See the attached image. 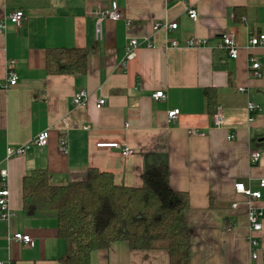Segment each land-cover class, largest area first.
Instances as JSON below:
<instances>
[{
	"label": "crops",
	"instance_id": "0c3cea01",
	"mask_svg": "<svg viewBox=\"0 0 264 264\" xmlns=\"http://www.w3.org/2000/svg\"><path fill=\"white\" fill-rule=\"evenodd\" d=\"M112 3L122 20L105 21L98 41L93 14ZM16 10L24 13L22 26L9 25L0 34V170L7 174L5 180L0 176V189H8L13 213L9 222H0V262L61 264L66 253L56 214L23 208L22 183L32 171L46 170L50 183L60 186L83 181L93 169L111 174L117 186L140 188L143 171L165 163L170 188L189 198L190 264H264V219L256 234L260 252L252 260L246 207L250 201L252 208L264 209V189L258 186L264 180V46H249L251 37L264 34V0H0V18ZM188 10L196 12L195 21ZM166 22L176 23L177 30L153 32ZM224 33L235 36V60L220 48ZM191 37L207 46L186 47ZM128 38H148L152 47L141 44L123 70ZM172 41L179 47L171 48ZM53 49L88 50L85 74H48L46 55ZM253 58L260 78L249 73ZM8 62L15 63L18 80L5 90ZM80 91L87 92L86 106L73 108L72 97ZM156 92L165 99L153 101ZM99 98L106 104L97 110ZM249 103L260 112L248 113ZM172 110L179 115L168 123ZM214 110L222 118L218 129ZM65 116L78 130L60 131ZM45 130L50 134L45 148L6 159L7 148L26 145ZM61 138L67 142L65 155L59 152ZM113 142L133 154L95 147ZM252 151L260 154L256 165L250 164ZM239 183L262 198L237 194ZM14 233L29 235L34 247L8 243ZM90 264H169V256L116 242L93 252Z\"/></svg>",
	"mask_w": 264,
	"mask_h": 264
},
{
	"label": "trees",
	"instance_id": "16d2710c",
	"mask_svg": "<svg viewBox=\"0 0 264 264\" xmlns=\"http://www.w3.org/2000/svg\"><path fill=\"white\" fill-rule=\"evenodd\" d=\"M88 56L86 49L50 50L46 71L83 75ZM49 177L46 170L25 176L22 204L27 212L56 214L58 237L66 249L61 264H90L93 252L116 242H125L134 251L164 250L169 264H190L191 232L185 221L189 198L170 188L165 163L147 167L140 188L117 186L111 174L93 169L83 181L60 186L50 183Z\"/></svg>",
	"mask_w": 264,
	"mask_h": 264
},
{
	"label": "built area",
	"instance_id": "2783aa9c",
	"mask_svg": "<svg viewBox=\"0 0 264 264\" xmlns=\"http://www.w3.org/2000/svg\"><path fill=\"white\" fill-rule=\"evenodd\" d=\"M188 17L190 20L195 21L197 18L196 12L194 10H188ZM95 19V39L100 41L102 39L103 34V23L105 21H111V22H118L122 20V14L120 12V9L115 3H112L109 8H98V10L93 14ZM25 19L24 13L20 10H16L11 12L9 15L5 16L4 18H0V34H3L7 27L9 25H12L16 28H20L22 26V23ZM126 26H130V21H125ZM178 25L174 22L172 23H164V24H156L153 27V32L157 31H164V32H172L177 30ZM141 44H146L147 48H151V43L149 42L148 38L143 39H136V38H128L126 46H125V54L124 58L120 62L119 66L123 70L126 68L128 63L132 61L136 56L137 49L141 46ZM185 46L188 48H200L207 46V41L191 37L184 42ZM171 48H177L179 47V43L176 41H172L169 43ZM249 46L250 47H257V46H264V34L254 35L249 40ZM169 47V48H170ZM220 48H223L229 58L236 59L238 57V46L236 44V39L234 34L232 33H224L221 35V45ZM249 72L254 78H260L262 76L261 68L259 63L253 58L249 60ZM6 83L2 87L3 89H8L11 87L16 86L17 84V75L15 72V63L14 62H8L6 66ZM238 92H244L243 89H238ZM153 101H160L165 99V95L163 92H156L152 95ZM88 100L87 92L80 91L77 94H75L72 97L71 104L73 108L77 107H83L86 106ZM106 104L105 98H99L95 102V108L97 110L104 107ZM247 110L250 114H253L255 112H258L260 110L259 106H256L254 104L249 103L247 106ZM260 112V111H259ZM179 115V110H172L168 112L167 114V120L168 123L174 122ZM253 117L249 118V121H252ZM61 132H69L73 130H78L77 127L72 126L69 116H65L60 120ZM212 124L213 126L218 129L222 127V118L221 115L217 112L212 116ZM84 129V128H82ZM194 134V133H193ZM50 138L49 130H45L44 132L40 133L38 136H36L33 140H31L28 144L17 147V148H7L6 149V159L12 158V157H21L25 155V153L32 147L35 148H45L48 145ZM233 136H229L228 139H232ZM96 148L100 149H112L117 150L121 153L123 157H128L133 154L132 150L129 149L126 146H122L119 143L113 142V143H100L96 144ZM67 142L64 138L60 139L59 143V152L62 155L67 154ZM250 164L256 165L260 159V154L258 151H252L250 152ZM0 176L3 180H5L7 174L5 170H0ZM260 189H264V180H261L258 184ZM235 191L237 194L244 196L248 200H260L262 198V195L260 191H251L245 187L243 183H239L235 185ZM8 197L9 192L6 187H2L0 189V222H9V220L13 217V213L9 208L8 205ZM233 209L238 208V204H233L231 206ZM247 207V221H248V227H247V233H248V243L251 248V258L252 260H256L258 258V254L260 252V245L258 242V239L256 238V234H258L262 229V220L264 219V209L258 210L255 208H252L250 205V201L246 203ZM8 243L14 242L19 243L22 245L27 246L28 248L34 247V242L30 238L29 235L21 234V233H14L7 237ZM261 257L264 260V250L261 252ZM0 264H5L0 262ZM11 264V263H6Z\"/></svg>",
	"mask_w": 264,
	"mask_h": 264
},
{
	"label": "rangeland",
	"instance_id": "374dc122",
	"mask_svg": "<svg viewBox=\"0 0 264 264\" xmlns=\"http://www.w3.org/2000/svg\"><path fill=\"white\" fill-rule=\"evenodd\" d=\"M259 65H260V64H259ZM249 73H250V72H249ZM261 73H262V71H261ZM261 77H262V76H261ZM238 89H239V88H238ZM240 89H243V90L245 91V88H240ZM259 111H260V110H259ZM259 111H258V112H259ZM248 113H249V112H248Z\"/></svg>",
	"mask_w": 264,
	"mask_h": 264
}]
</instances>
